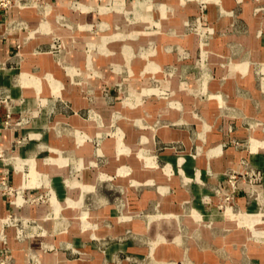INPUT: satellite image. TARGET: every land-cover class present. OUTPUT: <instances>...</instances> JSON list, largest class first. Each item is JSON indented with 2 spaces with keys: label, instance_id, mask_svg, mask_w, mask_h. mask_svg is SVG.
<instances>
[{
  "label": "rangeland",
  "instance_id": "obj_1",
  "mask_svg": "<svg viewBox=\"0 0 264 264\" xmlns=\"http://www.w3.org/2000/svg\"><path fill=\"white\" fill-rule=\"evenodd\" d=\"M25 1L30 4L28 5L30 9L41 15L42 19L47 15L48 12L43 10L41 0ZM68 1L71 2V12L78 16V20L82 15L90 14L94 16L96 24L72 26L65 18L58 17L52 27L54 31L45 28L41 22L42 30L39 28V31L49 38V43L42 52L50 56L56 69L51 76H45L39 70L17 74L13 77V86L11 85L16 91L15 97L11 96V90L8 88H3L0 94L1 101L7 102H18L27 97L30 102L41 106V100L47 101L45 115L50 120L48 130L52 137L46 151L33 158L40 161L41 169H45L39 173L37 171V179L42 181L39 184L40 188L32 198H24L20 190L4 186L0 192H5L4 196L8 199L10 208L29 210L31 206L38 204L74 208L77 210L74 220L78 224L79 232L90 235L99 228V223L105 220L102 214H90L94 210H102L103 207L95 203V196H105L104 201L113 203L117 210L118 222H129L137 215L133 214L136 211L134 194L137 193L146 201L144 207L146 210L138 216L143 218L146 226L152 227L154 222L161 220L154 208V198L177 192L179 189L183 190L188 186L205 188L206 184L201 177L197 182L185 183L183 176L175 172V169L169 168L166 175L164 164L156 159L148 139L150 125L145 122L144 117L135 116V111L141 110L147 101L161 100L167 104L172 102L174 92L170 90L169 82L176 76L180 92L190 93L197 98L212 95L208 92L207 86L214 79L213 65L223 66L231 61L250 63L255 66L257 79H263L264 6L255 2L252 3L250 10L245 11L244 15L249 14L253 22L252 36H247L250 30L248 31L246 24L241 20L243 5L239 0H230L232 1L230 5H223V0ZM18 5L19 7L13 8L27 7L20 0ZM106 16H114L116 21L110 24L102 21L101 18ZM57 28L66 33L78 30L80 34L88 28L92 30L90 32L96 33L94 45L81 42L78 48L86 60L94 53V70L87 65L84 66L85 69L79 70L68 63L69 47L62 37L54 33ZM169 31L176 33L179 41L170 46L169 50L164 49L173 57L172 65L157 69L163 76L160 81L149 78L145 87L135 86L130 81L134 73L127 67L135 60L150 63L155 48L152 36L162 32L169 34ZM184 38L189 40L192 44L190 47L194 50L187 49L188 45L183 43ZM181 66L186 67L187 75L192 78L193 88L184 77L185 72H181L180 76L176 75L177 69ZM151 72L152 70H149L142 74L150 75ZM88 76L97 80L95 89L86 83ZM67 82L74 86L77 95L95 105L91 110L86 108L79 112L82 118L89 117L94 132L69 129L68 134L56 133L53 116L70 110L69 105L63 102L61 97H54L48 92L50 88L53 94H58L59 89L61 93L71 91V85H67ZM24 120V117L18 118L16 126L26 122ZM247 132L238 145L239 151H248L252 139L264 141V114L251 121ZM25 139L27 140V137ZM19 142L22 143L23 140ZM104 144L110 147L109 151L103 150ZM260 150L264 152L263 149ZM56 157L65 159V164L55 165L48 161ZM5 159L11 160L1 152L0 160ZM144 159L152 161L155 168L143 166ZM25 169L27 171L23 167L20 173L28 174V166H25ZM34 171L36 172L33 167L32 175ZM204 173L202 172V175ZM242 176L252 186L256 180L261 179L262 174L256 171L245 172L239 176L236 172L227 170L223 173V179L228 184L229 193H226L227 188L222 193L218 189L210 188L209 194L198 198L199 204L195 201L190 204L182 203L179 214L170 221L176 224L182 238L195 239L201 236L212 242L215 238L214 233L218 230L222 240L230 242V234L235 231L240 235L241 245L246 244L255 250L257 256L254 258V264H264V195L259 191L257 193L250 191L248 197L244 198L247 204L256 206L255 212H247L239 206L238 200L242 197L239 195L237 199L234 198L235 182ZM148 179L152 180L151 183H147ZM255 185L260 183L256 182ZM81 187L88 188L86 190ZM56 193L63 197L57 200L58 204H55V197L53 198ZM130 193L133 196H129ZM126 205L130 209L129 214L122 213ZM200 206L203 207V211L211 206L217 210L218 215L210 216L202 212V215L197 214L198 220L193 219L190 208L199 211ZM149 211L150 215L147 214ZM45 218L50 220L55 216L51 212ZM3 219L4 228H11L16 240L29 242L47 236V232L40 224L23 214L10 211L1 220ZM211 222H219V227H214L215 224ZM128 233L129 231L126 232Z\"/></svg>",
  "mask_w": 264,
  "mask_h": 264
},
{
  "label": "crops",
  "instance_id": "obj_2",
  "mask_svg": "<svg viewBox=\"0 0 264 264\" xmlns=\"http://www.w3.org/2000/svg\"><path fill=\"white\" fill-rule=\"evenodd\" d=\"M20 1L27 7L0 11V94L3 88H8L12 97H15L16 91L11 85L13 77L17 74L39 70L45 76H51L56 69L50 56L42 52L47 47L49 38L39 31V28L42 30L41 22L49 29H53L58 17L65 18L72 26L96 24L94 16L90 14H84L78 20V16L71 12V2L68 0H41L43 10L48 12L43 19L32 8L30 9L27 1ZM239 1L243 5L241 20L246 24L248 31L250 30L247 36H252V18L244 13L250 10L252 3L259 2L264 6V0ZM230 3H232L230 0L222 1L223 5ZM101 20L109 24L116 21L114 16H106ZM86 31L81 34L78 30L66 33L57 28L54 33L62 37L69 47L67 61L72 67L83 70L87 65L94 70V53L86 60L78 50L81 42L95 44L96 33L90 32L92 30L88 28ZM163 32L152 36L155 48L150 63L135 60L127 67L134 73L130 81L135 86L145 87L149 78L160 81L163 76L157 69L172 65L173 57L164 49L169 50L170 46L179 41L176 33ZM183 43L188 45L187 49L190 51L194 50L189 40L184 38ZM212 69L214 79L207 86L208 92L212 95L197 98L190 93L180 92L176 76L169 82V88L174 92L172 102L167 104L161 100L147 101L141 110L134 113L135 116H139L138 118L144 117L145 122L150 125L148 139L156 159L164 164L166 175L170 168L182 175L185 183L197 182L201 177L203 181L205 180V188L188 186L183 190L179 189L177 192L154 198V208L161 220L154 222L152 227L146 226L143 218L138 216L146 210L143 196L134 194L136 211L134 210L133 214H137L136 217L129 222H118L117 210L113 203L104 201L105 196L94 197L93 194L94 199L96 198L95 203L103 207L102 210H94L90 214H102L105 220L99 223V228L91 235L79 232L78 224L74 220L77 210L74 208L57 205L51 207L46 204L33 205L29 210L10 208L8 199L4 196L5 192H0V220L10 211L23 214L35 220L47 232L44 238L24 242L16 240L13 230L4 228L0 223V264H254V258L257 256L255 250L246 244L241 245L242 240L240 241L237 232H231L230 242L223 241L218 230L214 233L215 238L212 242L201 236L195 239L182 238L176 224L170 221L179 214L182 203L190 204L195 201L199 204L198 198L209 194L210 188L218 189L220 193L227 188L226 193H229L228 184L223 179V173L227 170L236 172L239 176L245 172L256 171L262 174L261 179L256 180L260 185H255V182L251 186L243 176L235 182L234 198L241 195L238 204L247 212L257 210L254 204H247L244 201L250 191L254 193L259 191L264 195V152L260 150H264V141L252 139L250 151L238 149L240 141L248 133L247 127L251 121L264 114V78L257 79L255 66L250 63L231 61L223 66L213 65ZM149 70H152L150 75L142 74ZM181 72H185L184 77L193 88L192 78L187 75L185 66L179 67L176 75L180 76ZM86 83L95 89L97 80L88 76ZM66 84L71 85L68 82ZM76 92L73 85L69 92L61 93L59 89L58 94H53L52 88L48 92L54 97H61L62 101L69 105L70 112L57 113L52 118L58 134L63 135L65 132L68 134L69 129L94 132L89 117L84 119L79 112L86 108L91 110L95 105L86 102ZM1 98L0 151L11 160H0V191L4 186L20 190L24 198H32L42 182L37 179V171L39 173L45 170L40 168V161L33 158L46 151L52 137L48 130L50 120L45 115L47 101L41 100V106H38L35 102L27 100V97L18 102L1 101ZM93 100L95 102V99ZM22 117L26 122L24 120V123L16 126L17 119ZM22 140V143L19 142ZM108 147L104 144L103 150L109 151ZM48 161L55 165L65 164V159L57 157ZM25 166H28V174H21L23 167L26 170ZM143 166L155 168L149 159H144ZM33 167L36 172L34 171L32 175ZM202 172H205V176ZM151 181L148 179L147 183ZM173 183L174 187L175 181ZM87 188L81 187L86 190ZM129 196L133 195L130 193ZM54 197L55 204H58L57 200L63 198L58 193ZM127 207L126 205L122 213H130ZM198 208L201 210L196 211L192 208L189 210L195 220L199 218L197 214L202 215V212L210 216L218 215L217 210L211 206L206 207L205 211L202 206ZM51 212L55 218L46 219ZM147 214L150 215V211ZM211 223L215 224L214 227H219V222Z\"/></svg>",
  "mask_w": 264,
  "mask_h": 264
},
{
  "label": "built area",
  "instance_id": "obj_3",
  "mask_svg": "<svg viewBox=\"0 0 264 264\" xmlns=\"http://www.w3.org/2000/svg\"><path fill=\"white\" fill-rule=\"evenodd\" d=\"M19 0H0V11H8L12 9L14 6L19 7L18 5ZM0 158H1V151H0ZM5 219L0 220L2 226H4Z\"/></svg>",
  "mask_w": 264,
  "mask_h": 264
}]
</instances>
